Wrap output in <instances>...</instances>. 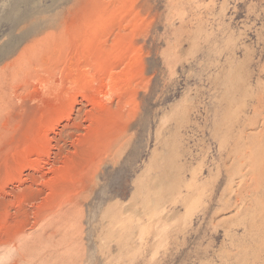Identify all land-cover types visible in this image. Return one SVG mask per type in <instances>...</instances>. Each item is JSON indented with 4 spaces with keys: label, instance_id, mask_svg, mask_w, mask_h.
<instances>
[{
    "label": "rangeland",
    "instance_id": "374dc122",
    "mask_svg": "<svg viewBox=\"0 0 264 264\" xmlns=\"http://www.w3.org/2000/svg\"><path fill=\"white\" fill-rule=\"evenodd\" d=\"M19 227L0 264H264V0H0Z\"/></svg>",
    "mask_w": 264,
    "mask_h": 264
},
{
    "label": "bare ground",
    "instance_id": "6f19581e",
    "mask_svg": "<svg viewBox=\"0 0 264 264\" xmlns=\"http://www.w3.org/2000/svg\"><path fill=\"white\" fill-rule=\"evenodd\" d=\"M40 46V45H39ZM38 46V47H39ZM29 48H32V46L31 47H29ZM28 47L27 48H25L24 50H22L21 52H20V54L18 55V57L16 58V59H14V61L11 63V68H12V70H14L13 72H14V74H16L15 75V77L16 76H18V78H20L19 77V75H17V74H19V72L20 71H22V70H24L25 69V67L26 66H24V64H22V67H24V69H18V67L19 66H21L20 64H21V62L22 61H25V59L27 58V57H29V56H27L28 54H27V49H29ZM33 49V48H32ZM37 50V49H36ZM31 58H33V57H31ZM31 58H29V59H31ZM40 59V58H39ZM30 61H32V60H30ZM37 61V60H36ZM34 64V63H33ZM35 64H36V62H35ZM44 64V63H43ZM118 64V63H117ZM37 65H38V63H37ZM28 66V65H27ZM33 66V65H32ZM21 67V68H22ZM61 71V70H60ZM27 73V72H26ZM23 74V73H22ZM28 74V73H27ZM34 77V76H33ZM103 77V76H102ZM17 78V77H16ZM18 80V79H17ZM23 84V83H22ZM105 93V92H104ZM82 99V98H81ZM77 100V99H76ZM88 105V104H87ZM92 110V109H91ZM61 116V115H60ZM86 116V115H85ZM75 140V139H74ZM52 146V145H51ZM41 149V148H40ZM59 149V148H58ZM44 151V150H43ZM60 163V162H59ZM37 178V177H36ZM47 181V180H46ZM34 183V182H33ZM41 183V182H40ZM32 187V186H31ZM17 191V190H16ZM8 193V192H7ZM20 197V196H19ZM18 199V198H17ZM12 200V199H11ZM5 203V202H4ZM6 203H7V201H6ZM14 205V204H13ZM9 205H7V207H8ZM38 208V207H37ZM52 208V207H51ZM51 208H49V209H51ZM9 209V208H8ZM52 209H54V207L52 208ZM51 209V210H52ZM55 209H57V208H55ZM22 210H24V209H22ZM48 210V209H47ZM45 211H46V209H45ZM22 212V211H21ZM35 212V211H34ZM43 212V211H42ZM52 212L53 211H50V212H46L45 214H42V215H40V213L38 214V216H36V222L34 223V225H33V228H35L38 224H40V223H42L44 220H47V219H49V217H50V215L52 214ZM11 213V212H10ZM27 213V212H26ZM25 213V214H26ZM16 215V214H15ZM27 216V215H26ZM13 217V216H12ZM15 217V216H14ZM13 217V218H14ZM5 219H7V218H5ZM11 221V220H10ZM22 223V222H21ZM20 223V225L22 226V224ZM33 223V222H32ZM12 224V223H11ZM19 225V226H20ZM36 225V226H35ZM57 226V225H56ZM26 227V226H25ZM25 227H23V228H20V231L19 230H17V231H19V232H17V234H16V236H15V234H14V238L12 237V239L11 240H6V242H4V243H1V241H0V243H1V245H0V247H7V246H10V248L12 249V248H15V249H17V250H19L20 248H23V246L21 245V242L22 241H24V240H26V239H28V235H30L29 234V232H28V230L25 228ZM37 228V227H36ZM5 230V229H4ZM35 242H34V246L36 245V244H38V242H42L43 241V238L41 237V236H36V238H35ZM29 241V240H28ZM25 242V245L28 247V248H30L31 247V245L30 244H28L29 242ZM3 242V241H2ZM12 245V246H11ZM32 248H33V246H32ZM32 248H30V249H32Z\"/></svg>",
    "mask_w": 264,
    "mask_h": 264
}]
</instances>
